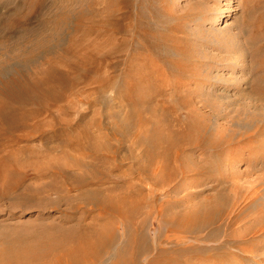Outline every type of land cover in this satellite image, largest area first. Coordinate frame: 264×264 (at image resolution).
<instances>
[{
    "label": "bare ground",
    "instance_id": "6f19581e",
    "mask_svg": "<svg viewBox=\"0 0 264 264\" xmlns=\"http://www.w3.org/2000/svg\"><path fill=\"white\" fill-rule=\"evenodd\" d=\"M224 12L215 22L221 20ZM49 26L50 33L43 32L41 39L30 45L25 41L29 46H18L20 51L14 53L9 49V33L0 34V49L8 52L0 60V200L40 196L43 189L40 180L44 181L53 173L62 178L58 193L72 187L86 189L82 188L73 196L66 192L50 202L52 207L61 200L69 205V211L55 221L38 219L34 224L18 226L0 223V264H205L200 258L195 263L182 262L183 255L201 253H210L207 255L209 261L219 264L221 256H238L228 251L230 245L237 254L250 257L251 261L263 255L264 250L259 247L256 250L247 242L254 234L264 233V177L244 187L237 173L227 171L236 156L233 159L229 156L231 160L225 152L234 149L237 143L225 139L220 131L217 136L208 135L204 125L192 121L180 130L167 126L160 131L153 130L151 136L138 132L135 145L142 151L135 154L132 148L128 150L136 164V168H131L132 164L128 169L135 171L140 183L133 182L132 176L130 180L126 178L128 181L122 187L114 186L115 183L113 187L102 186V181L95 180L100 165L97 160L101 157L98 152H111V146L88 131L94 120L73 126L65 137L56 133L66 126L63 123L70 121L65 117L78 111L77 103H88L96 97L94 95L108 89L109 76L102 74L101 67L103 59L110 54L103 51L109 42L107 36L104 38L106 21L98 18L87 23L73 20L65 24L52 22ZM7 29L5 24L2 30ZM62 35L66 42L62 41ZM80 83H96V86L92 90H74ZM257 92L264 96V89L258 88ZM57 121L60 124L54 129L52 123ZM54 130L56 133H52ZM263 130L258 127L255 131L261 133ZM43 133L54 135L52 140L43 138V144L48 146H31L29 142L34 135ZM237 139L240 141L241 137ZM240 146L241 149L247 144ZM195 148L208 154L196 160L190 153ZM74 173L80 179L77 177L78 180L73 181ZM209 173L219 175L213 196L200 194L197 201L194 200L197 196H189L184 204L176 201L167 206L164 200L169 192L159 194V190L167 189L181 177L188 178L181 182L189 187L199 184ZM27 175L34 179L32 184H36H28L19 191ZM98 176L95 177L102 178ZM92 184L96 186L88 187ZM113 189L117 193L109 191ZM79 210H96L104 216L100 214L102 217L91 223L83 222L74 217ZM152 220L157 225L163 224L164 230H158L155 239L153 236L150 241L146 224ZM242 221L248 225L245 230H239Z\"/></svg>",
    "mask_w": 264,
    "mask_h": 264
},
{
    "label": "rangeland",
    "instance_id": "374dc122",
    "mask_svg": "<svg viewBox=\"0 0 264 264\" xmlns=\"http://www.w3.org/2000/svg\"><path fill=\"white\" fill-rule=\"evenodd\" d=\"M127 1L0 0V34L4 31L9 33V49L13 53L20 51L18 46H24L25 41L30 45L40 40L43 32L50 33L49 24L52 22L65 24L73 20H83L87 23L90 19L97 18L106 21L104 38L107 36L109 42L105 44L103 51L110 54L103 59L101 67L102 74L109 76L110 86L108 84L105 93L94 95L96 97L88 103H77L78 111L65 117L70 120L63 123L67 128L63 126L57 133L55 130L51 132L65 137L70 134L73 126H80L83 122L93 119L94 124L89 126L88 131L101 139V142L111 146V152H98L101 157L99 156L100 162L97 160V163L100 165L96 166L97 174L94 178L97 182L102 181V186L113 187L115 183L114 186L122 187L128 181L126 178L140 183L135 171L128 169L132 164L131 168H136L128 150L132 148L131 152L135 154L142 151L140 146L135 145V135L138 132L151 136L153 130L160 131L165 126L180 130L189 122H196L197 125L201 123L206 127L205 132L208 135L217 136V131H220L225 139H230L232 143L236 141L238 147L225 152L227 157L236 156L237 160L236 163L234 160V163L228 165L227 171L234 175L237 173L240 177L239 183L244 187L256 184V178L264 177V130L261 133L255 131L258 127L264 128V96L261 97L257 92L258 88L264 89V0ZM223 12L221 20L215 22ZM5 24L8 29L2 30ZM62 38V41L66 42V37L62 35ZM95 41L101 40L95 38ZM7 54L8 52L0 49V60ZM95 84L80 83L74 90H92ZM247 120L253 126L251 123L249 125ZM52 124L54 129H58L60 123L57 121ZM69 124L71 126H68ZM52 133L35 134L32 138L34 141L29 143L33 147H47L48 145L43 144L44 139L52 140ZM250 133L253 135L250 136ZM240 137L241 140L237 141ZM55 143L56 141L50 145ZM244 143L247 146L240 149V145H245ZM196 149L190 152L196 160L208 154L206 151L203 153L200 148ZM245 171L248 173L245 174ZM98 174L102 176V180L95 177ZM48 177L44 181L40 180L43 183L39 184L43 187L40 196L33 195L32 198L15 201L0 200V223L18 226L34 224L38 219L55 221L64 215L69 205L61 200L58 205L52 207L50 202H54L66 192L73 196L82 188L86 189L72 187L68 191L58 193L56 190L62 186V178L56 173L49 174ZM77 177L74 173L72 180L80 179ZM218 178V174L209 173L199 184H191L188 187L182 183L185 179L188 181V178L181 177L173 181L167 189L159 190V194L163 191L169 192V197L166 196L164 200L167 206L174 205L176 201L184 204V201L193 196H197L194 199L197 201L200 194L208 196L210 193L209 196H213L216 193ZM68 179L71 180V177ZM32 182L34 179L27 175L18 190L23 191ZM228 183L230 182L227 181V185ZM180 184L184 187L180 188ZM95 186L96 184H92L88 187ZM109 191L117 193L116 189H113L114 192ZM100 214L102 213L96 210H79L74 213V217L91 223L93 219L99 218ZM242 224L243 221L240 225ZM146 225L150 241L153 236L155 239L158 230H164L163 224L157 225L153 220ZM245 225L239 227V230H245L248 226L247 223ZM250 238L247 244L264 250V233L254 234ZM243 244L245 243L241 245ZM227 249L238 256H221L219 264H264V254L251 261L250 257L237 254V250L231 245L227 246ZM209 254H188L183 255L181 259L182 262L186 260L195 263L200 258L205 264H214L207 258Z\"/></svg>",
    "mask_w": 264,
    "mask_h": 264
}]
</instances>
